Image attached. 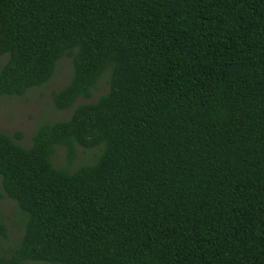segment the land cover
<instances>
[{
    "label": "trees",
    "instance_id": "16d2710c",
    "mask_svg": "<svg viewBox=\"0 0 264 264\" xmlns=\"http://www.w3.org/2000/svg\"><path fill=\"white\" fill-rule=\"evenodd\" d=\"M4 54L0 99L70 58L73 112L0 130V264H264V0H0Z\"/></svg>",
    "mask_w": 264,
    "mask_h": 264
},
{
    "label": "rangeland",
    "instance_id": "374dc122",
    "mask_svg": "<svg viewBox=\"0 0 264 264\" xmlns=\"http://www.w3.org/2000/svg\"><path fill=\"white\" fill-rule=\"evenodd\" d=\"M8 57L9 54L0 56V69ZM71 73V60L64 57L59 61L53 77L46 84L32 88L21 96H3L0 99V130L8 133L21 130L24 135L19 142L24 146H29L32 143V135L40 124L68 119L73 109H57L53 104L52 92L62 88L68 82ZM107 87L105 79L101 80L99 87L93 91L92 97L80 98L76 104L94 102L106 91ZM95 152L96 149H80L78 158L70 165V168L92 162ZM53 160L58 166H69L65 158L64 147L58 148ZM0 193H2L1 183ZM0 215L7 225L9 235L3 248H14L24 231L23 215L16 201L0 195ZM4 249H0V253ZM23 264H41V262L25 261Z\"/></svg>",
    "mask_w": 264,
    "mask_h": 264
}]
</instances>
